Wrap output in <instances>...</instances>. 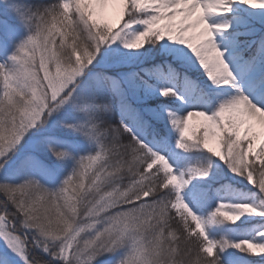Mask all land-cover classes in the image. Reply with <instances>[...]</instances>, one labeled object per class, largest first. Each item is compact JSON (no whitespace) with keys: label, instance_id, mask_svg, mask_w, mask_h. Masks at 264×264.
I'll use <instances>...</instances> for the list:
<instances>
[{"label":"snow or ice","instance_id":"snow-or-ice-1","mask_svg":"<svg viewBox=\"0 0 264 264\" xmlns=\"http://www.w3.org/2000/svg\"><path fill=\"white\" fill-rule=\"evenodd\" d=\"M0 264H264V0H0Z\"/></svg>","mask_w":264,"mask_h":264}]
</instances>
